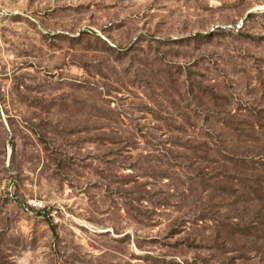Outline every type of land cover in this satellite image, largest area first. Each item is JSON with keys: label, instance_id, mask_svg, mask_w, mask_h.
<instances>
[{"label": "rangeland", "instance_id": "1", "mask_svg": "<svg viewBox=\"0 0 264 264\" xmlns=\"http://www.w3.org/2000/svg\"><path fill=\"white\" fill-rule=\"evenodd\" d=\"M0 264H264V0H0Z\"/></svg>", "mask_w": 264, "mask_h": 264}, {"label": "built area", "instance_id": "2", "mask_svg": "<svg viewBox=\"0 0 264 264\" xmlns=\"http://www.w3.org/2000/svg\"><path fill=\"white\" fill-rule=\"evenodd\" d=\"M216 28H219V27L217 26ZM214 29H215V28H214ZM214 29H213V30H214Z\"/></svg>", "mask_w": 264, "mask_h": 264}]
</instances>
